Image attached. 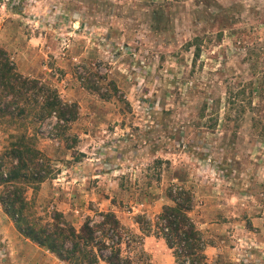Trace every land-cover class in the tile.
<instances>
[{"label":"rangeland","instance_id":"obj_1","mask_svg":"<svg viewBox=\"0 0 264 264\" xmlns=\"http://www.w3.org/2000/svg\"><path fill=\"white\" fill-rule=\"evenodd\" d=\"M0 48L77 106L64 128L0 117V152L24 133L50 168L36 216L112 211L132 264H175L135 216L181 186L207 264H264V0H0ZM0 264L63 263L0 208Z\"/></svg>","mask_w":264,"mask_h":264},{"label":"trees","instance_id":"obj_2","mask_svg":"<svg viewBox=\"0 0 264 264\" xmlns=\"http://www.w3.org/2000/svg\"><path fill=\"white\" fill-rule=\"evenodd\" d=\"M198 49L195 46L193 56ZM51 113L64 128L76 119L77 106L62 101L54 87L17 73L0 48V117L22 122L28 116L42 120ZM31 139L24 133L13 136L0 152V208L15 230L63 264H132L122 251L135 236L112 211H99L96 220L85 217L78 228L58 210H51L48 220L34 214L26 189L37 190L50 168ZM163 196L169 203L162 204L152 218L135 216L140 232L162 238L175 264H207L201 233L189 215L195 202L192 192L168 186Z\"/></svg>","mask_w":264,"mask_h":264}]
</instances>
